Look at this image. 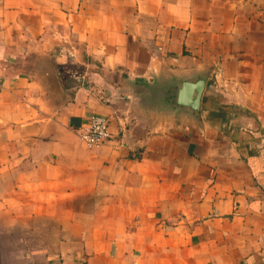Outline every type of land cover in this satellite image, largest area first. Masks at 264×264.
Returning a JSON list of instances; mask_svg holds the SVG:
<instances>
[{"label":"crops","instance_id":"0c3cea01","mask_svg":"<svg viewBox=\"0 0 264 264\" xmlns=\"http://www.w3.org/2000/svg\"><path fill=\"white\" fill-rule=\"evenodd\" d=\"M0 264H264V0H0Z\"/></svg>","mask_w":264,"mask_h":264},{"label":"water","instance_id":"95a60500","mask_svg":"<svg viewBox=\"0 0 264 264\" xmlns=\"http://www.w3.org/2000/svg\"><path fill=\"white\" fill-rule=\"evenodd\" d=\"M207 78L206 72L193 71L186 75L155 78L151 83L140 82L136 88L145 108L166 118L201 123Z\"/></svg>","mask_w":264,"mask_h":264},{"label":"built area","instance_id":"2783aa9c","mask_svg":"<svg viewBox=\"0 0 264 264\" xmlns=\"http://www.w3.org/2000/svg\"><path fill=\"white\" fill-rule=\"evenodd\" d=\"M79 137L90 149L102 146L111 139L108 120L97 115L91 116L80 130Z\"/></svg>","mask_w":264,"mask_h":264}]
</instances>
